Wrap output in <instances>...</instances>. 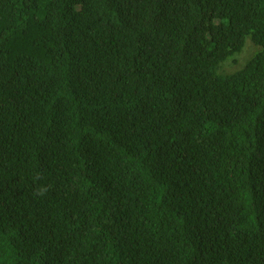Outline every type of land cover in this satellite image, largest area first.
Returning <instances> with one entry per match:
<instances>
[{"label":"trees","instance_id":"obj_1","mask_svg":"<svg viewBox=\"0 0 264 264\" xmlns=\"http://www.w3.org/2000/svg\"><path fill=\"white\" fill-rule=\"evenodd\" d=\"M0 264H264V0H0Z\"/></svg>","mask_w":264,"mask_h":264},{"label":"rangeland","instance_id":"obj_2","mask_svg":"<svg viewBox=\"0 0 264 264\" xmlns=\"http://www.w3.org/2000/svg\"><path fill=\"white\" fill-rule=\"evenodd\" d=\"M256 50L257 48L251 43V41L246 39L241 53L238 54L234 60L231 59L222 64V72L230 74L239 70Z\"/></svg>","mask_w":264,"mask_h":264},{"label":"clouds","instance_id":"obj_3","mask_svg":"<svg viewBox=\"0 0 264 264\" xmlns=\"http://www.w3.org/2000/svg\"><path fill=\"white\" fill-rule=\"evenodd\" d=\"M252 56H253V55H252ZM250 58H251V57H250ZM234 59H235V58H234ZM234 59H232V60H234ZM230 60H231V59H230ZM248 60H249V59H248ZM246 62H247V61H246ZM246 62H245V63H246ZM244 65H245V64H244ZM244 65H243V66H244ZM243 66H242V67H243ZM240 69H241V68H240ZM240 69H239V70H240ZM237 71H238V70H237ZM235 72H236V71H235ZM232 73H233V72H232Z\"/></svg>","mask_w":264,"mask_h":264},{"label":"bare ground","instance_id":"obj_4","mask_svg":"<svg viewBox=\"0 0 264 264\" xmlns=\"http://www.w3.org/2000/svg\"><path fill=\"white\" fill-rule=\"evenodd\" d=\"M127 256V255H126Z\"/></svg>","mask_w":264,"mask_h":264}]
</instances>
